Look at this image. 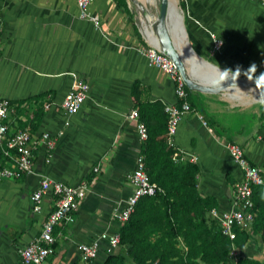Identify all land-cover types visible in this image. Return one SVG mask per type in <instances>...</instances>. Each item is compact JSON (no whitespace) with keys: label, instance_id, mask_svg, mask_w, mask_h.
<instances>
[{"label":"crops","instance_id":"obj_1","mask_svg":"<svg viewBox=\"0 0 264 264\" xmlns=\"http://www.w3.org/2000/svg\"><path fill=\"white\" fill-rule=\"evenodd\" d=\"M179 1L189 42L202 58L225 70L239 68L242 75L253 64L254 75L264 72V0ZM90 9L99 14L100 27L80 16L77 0H0V98L26 104L11 115L26 118L38 138L34 172L0 178V264H18L20 247L41 233L53 194L44 196L40 211L33 209L31 194L45 176L72 184L87 178L92 182L75 220L56 226L55 250L44 264H76L80 242L104 230L118 231L122 222L112 213L133 191L129 174L138 165L143 143L136 120L129 117L139 108L133 85L137 82L142 102L178 101L174 80L139 50L155 43L147 31L150 18H143L129 0L121 5L94 0ZM212 33L222 41L219 50ZM72 71L89 82L90 91L65 125L61 102ZM197 92L204 113L196 105L185 114L175 143L185 160L200 167V194L215 196L220 209L229 208L243 170L226 144L238 142L264 172V104L238 107L219 91ZM46 101L50 108L43 106ZM46 130L55 136L52 148L42 137ZM5 163L0 142V168ZM249 231L243 253L264 260L261 234ZM115 251L126 253V248ZM109 253L104 244L90 264H103ZM127 261L134 264L128 256Z\"/></svg>","mask_w":264,"mask_h":264},{"label":"built area","instance_id":"obj_2","mask_svg":"<svg viewBox=\"0 0 264 264\" xmlns=\"http://www.w3.org/2000/svg\"><path fill=\"white\" fill-rule=\"evenodd\" d=\"M94 0H77L80 16L88 18L98 27L101 26L99 14L90 9ZM214 37V49L219 50L222 41L212 33ZM2 40L0 38V54ZM139 50L146 55L149 63L163 69L175 82V92L178 98L176 102H165V110L168 118V141L177 147L174 135L177 132L180 121L192 108L190 102L189 87L172 58L156 44L142 45ZM72 83L61 106L66 113L65 125L70 124L71 116L75 114L89 96L90 84L77 72L72 71ZM24 103H13L9 98H0V142L1 151L5 155L6 163L0 168V178H22L28 173L34 172L35 149L38 138L32 133L31 125L21 115H11L15 108L25 106ZM51 102H44L47 109ZM129 117L136 120L137 130L140 139L144 142L148 138V126L140 117L139 108H133ZM23 119V122L21 120ZM204 123L206 121L204 120ZM59 133H63L60 130ZM58 133V134H59ZM42 137L48 147L55 145V136L49 131H43ZM227 147L232 158L243 170V177L235 182L234 197L229 208L220 209L213 207L209 211V218L219 224L224 234L234 237L236 228L251 230L257 207L253 199V188L255 185H264V172L262 168L252 163L246 155L244 147L238 142L229 141ZM95 171L99 167H94ZM129 179L133 185V191L125 200L123 206H116L113 210V217L121 222L129 218L134 211L136 203L144 195H154L158 191H164L157 182L152 181L145 168L144 155H140L138 165L130 172ZM92 179H83L77 184H72L45 176L41 179L39 186L32 192L31 200L35 211L43 207L44 196L50 191L53 194V208L46 217L41 233L26 245L19 249L18 264H44L47 258L55 250V228L58 224L72 222L75 220V213L82 200L86 197ZM120 232L104 230L93 240L80 242L78 249L80 253L79 262L76 264H90L99 254L105 244L107 251L112 252L120 244ZM244 255L240 247L234 246L229 257H234V263ZM232 264V263H229Z\"/></svg>","mask_w":264,"mask_h":264},{"label":"trees","instance_id":"obj_3","mask_svg":"<svg viewBox=\"0 0 264 264\" xmlns=\"http://www.w3.org/2000/svg\"><path fill=\"white\" fill-rule=\"evenodd\" d=\"M126 4V0H117ZM191 106L196 107L193 91ZM138 84L132 93L139 105L140 117L148 126V138L142 143L145 168L152 181L164 191L144 195L136 203L129 218L122 222L119 246L122 251L110 252L103 264H229L234 246L244 248L251 233L236 228L231 237L224 234L209 211L218 205L215 196H202L198 190L197 162L184 159V152L168 141V118L161 100L142 102L138 99ZM206 118L212 122L207 115ZM263 185H255L253 199L257 214L253 231L264 240ZM235 264H264V260L241 255Z\"/></svg>","mask_w":264,"mask_h":264},{"label":"water","instance_id":"obj_4","mask_svg":"<svg viewBox=\"0 0 264 264\" xmlns=\"http://www.w3.org/2000/svg\"><path fill=\"white\" fill-rule=\"evenodd\" d=\"M134 1H136L137 4L142 9L145 10V6L143 5V3L137 0ZM170 4H171L170 0H160V9L157 17H155V19L154 18L151 19L149 17L151 20V24L153 23V29L155 34L153 38L156 39L157 43L160 45V48L172 58V60L175 62L178 69L180 70L181 74L183 75L188 87L194 91L193 98L201 113L202 114L204 113V109L199 100L197 91H204V92L229 91V93L233 97L240 96L241 88L243 87H250L254 90V92H256L254 79L255 76L258 75H254L253 80L249 81L246 75L241 74L239 78L235 81V83L229 77V79L222 82L221 87H213L214 82L219 79L220 71L223 72L225 69H222L213 62H210L205 58H202L191 44H190V50L195 52L200 57V59L191 58L188 61L189 63V68H188L184 59L185 55L178 50L176 42L174 40L175 38L173 32L170 29V25H171ZM182 23L188 35L183 14H182ZM210 65L216 67L218 71L212 72L208 70V66ZM249 78H251L250 75ZM255 98H257L256 94H255Z\"/></svg>","mask_w":264,"mask_h":264},{"label":"bare ground","instance_id":"obj_5","mask_svg":"<svg viewBox=\"0 0 264 264\" xmlns=\"http://www.w3.org/2000/svg\"><path fill=\"white\" fill-rule=\"evenodd\" d=\"M141 1H140L141 3H146L145 0H141ZM170 3H171L170 4L171 5V8H170V11H171V25H170V29L173 32V35H174V38H175L174 40L176 42L178 50L185 55L184 59H185L186 65H188V68H189L188 61L191 58L200 59V57L195 52L190 50V42H189V39H188V35H187V33H186L185 29H184V26H183V23H182V18L177 13V10H176L177 0H170ZM147 14H148V17H150L151 19L154 18L152 16V14L148 10H147ZM147 31L149 32L150 35H152V36L155 35L154 34V29H153V23L151 25V28L149 27L147 29ZM153 41L155 42L154 44H156L157 46H160L157 43L155 38H153ZM208 70H210L212 72H217L218 71L216 67L211 66V65L208 66Z\"/></svg>","mask_w":264,"mask_h":264},{"label":"rangeland","instance_id":"obj_6","mask_svg":"<svg viewBox=\"0 0 264 264\" xmlns=\"http://www.w3.org/2000/svg\"><path fill=\"white\" fill-rule=\"evenodd\" d=\"M133 6V8H136L137 10H141L142 12V17L146 19L147 16V10L155 17H157L160 9V0H145L146 3H143L145 6V10L142 9L136 1L134 0H129ZM139 1V0H137ZM141 1V0H140ZM139 1V2H140ZM142 2V1H141ZM177 13L181 16L182 18V12H181V7H180V1L177 0V6H176ZM188 66V65H187ZM219 94H224V96H228L231 98L233 102L236 103L238 107H244V106H249L251 104H254V106H258L260 103V92L258 89H256V92L250 87H243L241 88L240 96L238 97H233L229 93V91H219ZM255 94L257 98H255ZM255 99V100H254ZM117 247L114 248V250ZM234 257L230 258L229 263H234Z\"/></svg>","mask_w":264,"mask_h":264},{"label":"clouds","instance_id":"obj_7","mask_svg":"<svg viewBox=\"0 0 264 264\" xmlns=\"http://www.w3.org/2000/svg\"><path fill=\"white\" fill-rule=\"evenodd\" d=\"M256 71L257 68L255 64L251 65L249 69L246 71L245 75L247 76L249 81L253 80ZM240 75H241V71L239 68H237L236 71L234 72L230 69H226L223 72L220 71L219 79L214 82L213 87H221L222 82L229 79V77L235 83V81L239 78ZM249 75L251 76V78H249ZM254 84H255V89H258L260 92V98H259L260 103L264 104V72L260 73L258 76H255Z\"/></svg>","mask_w":264,"mask_h":264}]
</instances>
